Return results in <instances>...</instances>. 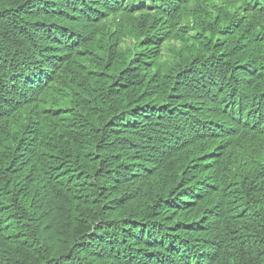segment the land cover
Masks as SVG:
<instances>
[{"label":"trees","instance_id":"trees-1","mask_svg":"<svg viewBox=\"0 0 264 264\" xmlns=\"http://www.w3.org/2000/svg\"><path fill=\"white\" fill-rule=\"evenodd\" d=\"M0 264H264V0H0Z\"/></svg>","mask_w":264,"mask_h":264},{"label":"bare ground","instance_id":"bare-ground-1","mask_svg":"<svg viewBox=\"0 0 264 264\" xmlns=\"http://www.w3.org/2000/svg\"><path fill=\"white\" fill-rule=\"evenodd\" d=\"M87 142V141H86ZM83 149V148H82ZM87 155V154H86ZM80 202V201H79ZM84 205V204H83Z\"/></svg>","mask_w":264,"mask_h":264}]
</instances>
